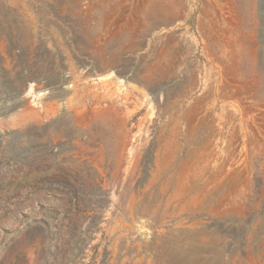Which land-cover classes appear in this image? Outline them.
<instances>
[{"label":"rangeland","instance_id":"374dc122","mask_svg":"<svg viewBox=\"0 0 264 264\" xmlns=\"http://www.w3.org/2000/svg\"><path fill=\"white\" fill-rule=\"evenodd\" d=\"M0 264H264V0H0Z\"/></svg>","mask_w":264,"mask_h":264}]
</instances>
